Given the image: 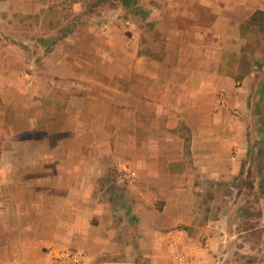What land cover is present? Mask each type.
I'll return each mask as SVG.
<instances>
[{
	"label": "crops",
	"instance_id": "obj_1",
	"mask_svg": "<svg viewBox=\"0 0 264 264\" xmlns=\"http://www.w3.org/2000/svg\"><path fill=\"white\" fill-rule=\"evenodd\" d=\"M153 1L144 9L164 47L159 58L137 53L150 45L141 28L126 37L110 25L105 36L86 26L89 42L80 21L73 42L71 35L54 39L91 52L86 61L67 50L47 60L66 88L80 84L73 90H39L38 70L21 71L16 54L0 56L1 76L23 77L36 88L14 83L0 90V264H73L65 252L78 254L79 264H224L216 256L231 253L234 237L264 231V54L243 52L250 29L264 32V0ZM86 3L0 0V29L30 22L55 35L67 20L50 14L74 5L92 19ZM126 38L133 55L121 53ZM124 78L134 79L125 93L127 121L94 124L96 103H105L101 91L120 92ZM243 98L239 121L232 112ZM59 107L92 119H66L64 135L41 131L59 123ZM236 177L256 178L257 214L244 212L247 185L233 184ZM234 207L239 211L227 210Z\"/></svg>",
	"mask_w": 264,
	"mask_h": 264
},
{
	"label": "rangeland",
	"instance_id": "obj_2",
	"mask_svg": "<svg viewBox=\"0 0 264 264\" xmlns=\"http://www.w3.org/2000/svg\"><path fill=\"white\" fill-rule=\"evenodd\" d=\"M82 1L88 3L87 10L91 12L90 17H92V19L91 18L85 19L84 16L81 17L79 13H76L77 11L75 10L74 5L70 7L66 6L64 7L63 12H60L55 15L50 14L54 18L58 17V19H61L64 17L65 20H67V21H64L66 22V27H65L66 29L64 28L63 31L59 30L55 32V35H50L48 32L43 31V30L38 31L33 26V24L30 22H27L26 24H22V23L18 24L16 22L10 23L6 25L5 27L8 30L0 29V45H1L0 56H3V54H9V55H11V53L16 54V57L13 60V65L20 67V69H22L21 71L32 73L38 70L39 75L42 76V79L37 80V86L38 85L40 86V88L38 86L39 90H61L64 93L65 90H73L76 85H80L79 83H77L76 85L73 84L75 85L73 87H71V85H68L69 88L68 87L66 88L62 84L61 80H59L57 77H54L53 74H50L52 71H49V70L54 69V68L52 67V65L50 66L47 63L48 59H52L51 58L52 55L63 54L65 50H67L66 51L67 54L79 55L82 61H86L87 59H89L91 52L88 50V48L84 52V54H86L84 56V54L81 53L83 49L74 48L72 46V43H67V41H65L66 45H62L65 43L60 42L59 46H56L57 39L54 42L55 38H58L59 36L61 38L62 36H67V35H71V38H72L71 42H73L74 40L73 36L75 35L74 33L76 32L77 25L80 21L83 24L85 32H86V26H89L88 30L91 29L90 28L91 26L92 29L95 28V30H98L97 31L98 34H101V35L103 34L104 36L106 35L108 25L113 26V28L116 29V31L122 32L124 33V35L126 34L125 35L126 37H128V32L130 28H136L137 31L141 28V30H139L138 32L140 34H145L147 31L149 37H146V38L150 40V45L144 44L142 46L136 47V50L138 51L137 53H139V56L143 57L149 54L152 57L159 58V56L164 51L163 50L164 47H162L160 42L158 41L159 38L158 40H156V37H159L158 32L154 30V28H151L150 26L151 24L150 22H152L150 21L151 15L149 12L146 11L147 9L146 10L144 9L145 7L150 8V4L155 5V1L153 0H134V4H132L131 7H126L122 3V0H82ZM147 2H149V5H147ZM134 7H137V9H140V11L138 13H135L133 11ZM67 24H70V25H67ZM9 31L10 33H8ZM250 31L251 32H248V37H247L248 43L246 46L243 47V52L246 55L248 54V57L252 55L256 56L258 53L264 54V32L260 30L252 31L251 29ZM85 37L89 40V42L93 38L91 35H88L87 32H86ZM49 38L52 40L51 41L52 43L48 41ZM39 39H44V40L43 42H38ZM104 41H105L104 45H106L107 44L106 40ZM123 44H128V45L126 47L119 45L121 47V53H124V54L126 53L125 56H129L130 54L127 53V49H128V51L132 54L133 53L132 43H128L127 38H126L122 42V45ZM85 46L87 47L88 45H85ZM2 49L4 51H2ZM105 53L107 54V52ZM108 57L110 58L111 56H108ZM248 60H249L248 61L249 63L247 64H245V62H242L243 70L246 67H250L252 65V61H250V59ZM84 63L87 64V62H84ZM105 66L106 64L103 65V68ZM78 71L80 72V70ZM102 71L105 72L107 75L109 73L108 71L104 69ZM103 72L100 71L101 74H103ZM106 74L101 76L102 77L101 81L104 83H108V85L110 86L112 80L108 78ZM5 77H6L5 75L1 76L0 74V90H5V87L8 86V84L13 86L14 83L22 85L21 87L26 88L25 90H29V89L36 90L35 86L28 85L27 82L25 81L26 79H23V77L19 80L6 79ZM263 78L264 76H262V79ZM52 79L54 80L53 83L51 82ZM133 80L134 79L128 80V78H124L120 80V88H121L120 92L117 93V91H114L117 95H113L114 92L109 89L101 91L102 93L101 95L105 99V103H103V105L101 103H96L97 104L96 105L97 119L90 118L87 111L81 112L79 108H75L73 110V116L71 117L70 114L63 111L62 107H59L60 109H62V110H59L57 114V118L58 120H60L59 123H57L55 126L50 125L49 127L45 125L44 128L43 127L41 128V131H44L46 133H48L49 131L54 134L59 133L61 135H64L66 133V128L69 129V127H66V122H68V120L66 121V119L73 120L74 123L76 120L77 125H78L79 123L78 119L80 120L81 118H90L92 119L91 121H94V124L98 123L100 126H102L105 123V120H108L109 124L113 120H116L119 122L118 125L122 126L127 121L128 115H129L128 114L129 96L128 94H125V93H128V90H130L129 87L130 85H132ZM138 81L139 79H137V82ZM239 86H242V82H236V87H239ZM236 91H239V90H236ZM217 95L220 100V104H224V103L227 104L226 94H222V92L219 91L217 92ZM62 98L64 99V96H62ZM114 99H115V103H112ZM138 99H139V96H138ZM58 100H60V98ZM143 101H144V97L142 98V101H140V103H142ZM244 101L245 99L243 98V100L241 101V104L239 103L233 109V111L236 110L232 112L234 115V119L236 120L237 119L239 120L243 116V114L241 115L242 111L239 110L240 107L238 106L243 105ZM246 102H248L249 105L252 103V100H250V97L245 101V104ZM115 106L119 109L118 110L113 109ZM47 117L48 116L46 115L44 119L42 120V122L48 123L49 119H52V117H48V118ZM159 117L160 116H158V119ZM71 128L73 129V127H70V129ZM250 130H251V124H250ZM262 133L263 132L261 131V135ZM259 134H260V131H259ZM109 139L111 140V136ZM111 143H114V142H111ZM256 144L259 145L260 147L262 145V143H259V142H256ZM171 145L173 144H170V147ZM95 146L97 145H94L93 147ZM186 147L187 148L185 149L188 150L189 145H187ZM173 150L176 151L175 148ZM252 161H258V160L257 159L255 160V158L252 157ZM114 177H117V176L114 175ZM254 180H256V178L248 179L246 181V179L236 177L235 181L232 183L235 184L237 182V184L241 183V184L247 185V187H245L244 189L243 196L244 197L248 196L249 200L244 202V206H246L243 208L244 212L246 211L247 213L257 214L258 213V206L256 205L257 201L256 199L252 197L253 192H254V189H253ZM105 181L110 182L109 178H106ZM259 182H260V185L262 186V189L264 190V176L261 177ZM236 196L237 197L239 196L238 192ZM228 209H231L232 213H235L237 210L239 211V208L237 209L236 207L227 208V210ZM244 225L246 224H243V223L240 224L238 229L240 230L242 226ZM231 250H232L231 253L230 252L228 253V249H224L223 254H221L222 256L220 254H217L216 256L217 260L219 257L221 261H224L223 262L224 264H230L231 262H233L231 260H234V259H235L234 261H238V262L241 261L243 264H255V261L257 260L263 261L264 259V231L256 229V230L250 231L248 235L243 234L239 237H234ZM233 251H235V253Z\"/></svg>",
	"mask_w": 264,
	"mask_h": 264
},
{
	"label": "built area",
	"instance_id": "obj_3",
	"mask_svg": "<svg viewBox=\"0 0 264 264\" xmlns=\"http://www.w3.org/2000/svg\"><path fill=\"white\" fill-rule=\"evenodd\" d=\"M64 257L65 259L69 258L73 264H79L81 262V258L78 256V254L73 252H65Z\"/></svg>",
	"mask_w": 264,
	"mask_h": 264
},
{
	"label": "trees",
	"instance_id": "obj_4",
	"mask_svg": "<svg viewBox=\"0 0 264 264\" xmlns=\"http://www.w3.org/2000/svg\"><path fill=\"white\" fill-rule=\"evenodd\" d=\"M122 3L126 5V7H131L132 4H134V0H122ZM258 14L264 17V12L259 11ZM255 18H257V16H255L254 19Z\"/></svg>",
	"mask_w": 264,
	"mask_h": 264
}]
</instances>
